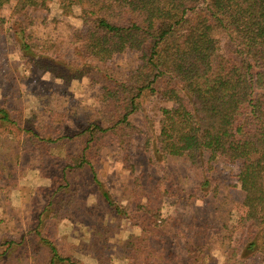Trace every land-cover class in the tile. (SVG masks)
<instances>
[{"label": "rangeland", "instance_id": "rangeland-1", "mask_svg": "<svg viewBox=\"0 0 264 264\" xmlns=\"http://www.w3.org/2000/svg\"><path fill=\"white\" fill-rule=\"evenodd\" d=\"M37 1L23 13L35 49L27 61L7 29L8 6L0 11L5 19L0 29V105L15 109L14 115L38 136L106 122L99 82L85 75L59 76L79 58L69 37L87 33L79 8L68 7L65 0ZM105 63L126 74L138 57L126 51ZM169 104L145 105L143 112L148 113L143 116H158V106ZM143 116L130 115L131 126L97 134L87 153L103 187L132 210L130 218L114 217L88 170L66 169V179L61 176L65 162L76 159L77 141L46 143L24 131L0 129V264L44 263L47 250L33 232L41 215L40 230L81 264H183L195 243L203 241L211 247L205 264H226L227 245L233 244L244 212L237 164L216 157L208 172L212 179L201 187L202 171L190 161L169 158L164 167L149 161L142 147ZM51 194V205L43 213ZM146 217L160 225L144 240L138 236ZM11 240L17 244H9ZM141 248L144 253L139 255ZM130 249L137 255L124 257Z\"/></svg>", "mask_w": 264, "mask_h": 264}, {"label": "trees", "instance_id": "trees-1", "mask_svg": "<svg viewBox=\"0 0 264 264\" xmlns=\"http://www.w3.org/2000/svg\"><path fill=\"white\" fill-rule=\"evenodd\" d=\"M65 1L68 7L79 8L87 33L69 37L79 58L73 69L69 67L59 76L80 79L85 75L99 82L107 121L68 127L54 137L38 136L34 128L23 124L19 114L14 115L15 109L0 105V129L24 131L46 143L63 138L77 141L80 150L76 159L65 162L61 176L66 179V169L88 170L114 217L130 218L132 210L117 203L103 187L87 157L88 150L97 134L131 126L130 115L148 113L143 112L145 105L170 103L158 106V116H143L142 147L148 160L161 167L169 158L190 161L202 171L201 187L210 183L208 172L216 157L237 164L244 212L233 244L227 245L225 262L264 264V0ZM37 5V0H0V11L5 6L10 10L7 29L26 61L35 49L23 13ZM3 17L0 13V29ZM126 51L138 57L135 68L126 74L105 63ZM197 193L198 189L195 196ZM52 198V194L48 196L43 213ZM41 217L33 232L47 250L43 264H81L61 252L40 230ZM150 220L146 217V223L139 225L138 238L146 240L160 225ZM210 249L208 243L196 242L183 264H205ZM138 253L142 255L144 249ZM135 255L130 249L124 257ZM254 257L258 258L255 263Z\"/></svg>", "mask_w": 264, "mask_h": 264}]
</instances>
